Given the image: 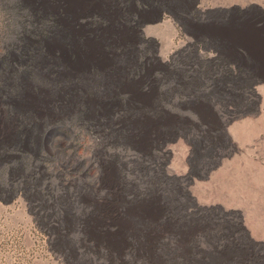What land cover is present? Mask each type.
Listing matches in <instances>:
<instances>
[{
    "label": "rangeland",
    "instance_id": "obj_1",
    "mask_svg": "<svg viewBox=\"0 0 264 264\" xmlns=\"http://www.w3.org/2000/svg\"><path fill=\"white\" fill-rule=\"evenodd\" d=\"M50 1L0 0V264H264V39L222 72L153 17L104 54ZM190 2L264 37V0Z\"/></svg>",
    "mask_w": 264,
    "mask_h": 264
},
{
    "label": "bare ground",
    "instance_id": "obj_2",
    "mask_svg": "<svg viewBox=\"0 0 264 264\" xmlns=\"http://www.w3.org/2000/svg\"><path fill=\"white\" fill-rule=\"evenodd\" d=\"M51 1H50L51 2L50 5L52 7L54 6L57 9L56 10L57 12H54L53 14L48 16V18L52 21V26L56 28L57 21H59L58 23L63 22L65 28L68 27L70 28V30L72 29L71 31H74L75 33L78 34H82V36H80L79 39L81 40V42L83 41V44L89 43L90 44L89 46L95 47L97 51L103 52L104 54L108 52V49L111 45L110 42L112 40L108 41V39H111L113 37L114 39H117L118 37L120 40L123 38L127 39V37H131L132 35L136 36L137 33L136 26H138V23L140 25V23H144L146 19L153 17L158 19V21L156 22L157 24L159 22H168V24H171L172 26L176 24L182 30H184L186 34L192 33L195 38V45H197L198 48L199 46L206 48L212 47L214 50H216V54L219 57L218 64L212 62L210 66L219 65L222 67L221 68L222 72L226 70L228 64H232L233 66L236 67L235 69L237 70L238 68L237 66L239 63L246 62L247 60L249 61V57L252 56V54L255 57L254 53H256L258 50L261 49V45L259 43L264 39V37L261 36L260 34L257 35L258 32L248 33L246 26L249 25H242V24L234 25L232 20L227 18H224L225 20H221V21L215 20L214 18L213 20L201 19L200 15L197 13L198 12L196 8L197 5L191 3L190 0H54V1L51 0ZM94 12H96V14H94ZM88 15L89 16L93 15L92 17L93 19L90 18L81 21L82 17ZM168 17L171 19H169ZM112 26H114L113 32L110 30ZM68 28H66L65 31H67ZM68 34L70 33L67 32V35ZM210 66L209 65L205 66V64L200 62L199 66H194L192 70L195 71V69L197 68V71L201 75V73H207V72L209 73ZM237 72H241L239 71V68ZM225 73L229 74V72H225ZM0 123L2 124V122ZM8 128L9 127L6 126L3 132L1 131V127H0V136L1 134L2 135H5V133L7 134V132H9ZM4 137L2 138L4 139ZM122 217L123 216H118V218L115 217V219L122 221L121 219Z\"/></svg>",
    "mask_w": 264,
    "mask_h": 264
},
{
    "label": "built area",
    "instance_id": "obj_3",
    "mask_svg": "<svg viewBox=\"0 0 264 264\" xmlns=\"http://www.w3.org/2000/svg\"><path fill=\"white\" fill-rule=\"evenodd\" d=\"M41 237H42V236H41ZM19 240H21V239L19 238ZM40 241H41L42 243L44 242V241H43V240H41V239H40ZM41 246H42V247H44V244H42Z\"/></svg>",
    "mask_w": 264,
    "mask_h": 264
}]
</instances>
